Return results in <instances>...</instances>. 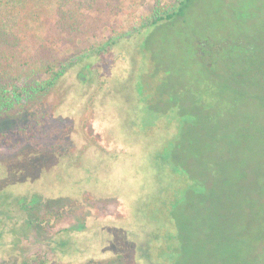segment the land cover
I'll list each match as a JSON object with an SVG mask.
<instances>
[{
	"label": "rangeland",
	"instance_id": "1",
	"mask_svg": "<svg viewBox=\"0 0 264 264\" xmlns=\"http://www.w3.org/2000/svg\"><path fill=\"white\" fill-rule=\"evenodd\" d=\"M48 1L58 24L35 39L69 62L0 121L33 141L0 146V264H264V0H191L153 32L168 0ZM62 8L84 30L71 47ZM245 33L258 99L195 72L197 42L229 65Z\"/></svg>",
	"mask_w": 264,
	"mask_h": 264
},
{
	"label": "trees",
	"instance_id": "2",
	"mask_svg": "<svg viewBox=\"0 0 264 264\" xmlns=\"http://www.w3.org/2000/svg\"><path fill=\"white\" fill-rule=\"evenodd\" d=\"M168 1L170 4L165 7H161L159 2H155L152 12L143 18L141 25L150 27L153 32L155 28L171 23L184 15L191 0ZM58 12V8L49 7L48 0H0V121L23 108L26 103L40 99L65 73V64L69 61H65V56L60 58L55 54L52 48L54 41L48 37H45L42 43H38L35 39V30L31 27L42 20L44 22L51 21L57 26ZM61 19L66 23L64 33L71 47L76 40H80L84 35V30L78 25L79 17L76 15V9L65 10L62 8ZM246 35L245 33L241 37L236 36V40L243 39ZM46 41L49 46H46ZM34 42H37L38 45ZM114 43L108 41L109 46L115 45ZM215 44L221 45L218 41L210 44L211 46L203 43L199 45L201 48L198 49L208 51V48ZM234 44L239 45V54L233 52L230 55L229 65L227 63L221 65L222 51L218 50L212 54L213 58L208 59L211 60L210 63L207 62V59H204L202 63H196L195 72L203 79L220 78L225 82L227 88H237L248 96L258 99L257 90L260 86L256 81L258 75L253 71L252 64L246 65L244 62L246 56L251 57L246 47L248 44L245 45L242 41H237ZM194 46L196 47V44ZM189 50L192 52L195 49L189 47ZM90 51L91 49L88 53ZM90 54H86L85 57L95 56L99 60L103 55V48L98 47ZM198 58L200 59L199 53ZM214 66L227 72V75L220 76L219 73L214 75ZM204 72L209 73L210 76L205 75ZM194 81L195 79H191V82ZM262 88H264V84L260 87V89ZM22 138H30V141L33 142L31 127L18 126L12 131L1 130L0 146H11V142L14 140L20 144L18 141ZM36 145V149L43 150L42 147ZM13 146V149L18 147L16 144ZM49 215L50 212L45 211L39 222H45ZM57 221L58 219H56V223ZM246 233L248 234L249 231L247 230ZM113 260L98 264H110ZM225 262L224 264H227L228 261ZM235 264L237 263L235 262Z\"/></svg>",
	"mask_w": 264,
	"mask_h": 264
},
{
	"label": "flooded vegetation",
	"instance_id": "3",
	"mask_svg": "<svg viewBox=\"0 0 264 264\" xmlns=\"http://www.w3.org/2000/svg\"><path fill=\"white\" fill-rule=\"evenodd\" d=\"M234 39H236V37L234 38ZM235 42H237V40L236 41H234V43ZM200 44L197 42L196 43V47L197 48H201L200 46H199ZM210 52H209V50L208 51H205V50H199V56H200V59H201V61H200V63H202V61L204 60V59H209L211 56L210 55H212V54H209ZM241 62L243 61V58L240 60ZM210 66V64H207V66Z\"/></svg>",
	"mask_w": 264,
	"mask_h": 264
}]
</instances>
